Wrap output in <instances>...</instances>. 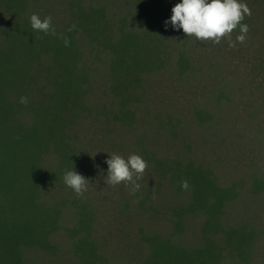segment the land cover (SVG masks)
<instances>
[{
  "label": "rangeland",
  "instance_id": "1",
  "mask_svg": "<svg viewBox=\"0 0 264 264\" xmlns=\"http://www.w3.org/2000/svg\"><path fill=\"white\" fill-rule=\"evenodd\" d=\"M96 2L118 24L123 19L117 35L127 37L123 60L118 65L96 44L101 16L92 31L79 30L92 46L85 44L76 61L87 64L93 88L68 130V157L61 163L55 144L45 146L43 164L55 176L39 195L56 210L57 226L47 249L23 248L22 258L28 264H159L164 255L155 252L170 244L189 253L186 262L195 253L196 263L213 255L214 264H264V0H244L251 14L241 23L248 31L240 43L239 28L232 30L235 47L224 37L212 43L165 28L178 0L146 2L139 12V0H28L27 14L51 16L63 30ZM4 15L0 10V21ZM33 111L29 104L15 120L32 125ZM113 153L147 162L135 192L104 179V161ZM72 167L89 180L82 195L64 183Z\"/></svg>",
  "mask_w": 264,
  "mask_h": 264
},
{
  "label": "trees",
  "instance_id": "2",
  "mask_svg": "<svg viewBox=\"0 0 264 264\" xmlns=\"http://www.w3.org/2000/svg\"><path fill=\"white\" fill-rule=\"evenodd\" d=\"M157 1L139 0L137 11H143L146 2L156 6ZM27 7L28 0H0L5 13V23L0 21L5 24L0 34V264H28L22 249H47L49 235L57 226L56 210L49 209L39 195L40 187L55 176L43 164V154L48 150L45 146L54 143L59 162L68 157L70 146L64 143L71 139L68 130L72 132L92 92L87 64L76 61L82 59L85 44L92 43L79 30L89 32L91 23L101 16V27L95 29L101 40L97 38L96 44L114 54L118 65L126 48V35L117 36L122 33L123 19L118 24L114 16H107L103 3L82 8L77 22L70 20L65 29H55V36L31 29ZM64 37L69 40L67 46ZM29 86L35 88L28 90ZM31 91L27 103H21L20 97ZM29 104L34 107L32 125L16 121ZM167 246L165 252H155L156 258L164 255L163 263H196L195 253L186 262V250ZM196 264H214V257L209 255Z\"/></svg>",
  "mask_w": 264,
  "mask_h": 264
},
{
  "label": "clouds",
  "instance_id": "3",
  "mask_svg": "<svg viewBox=\"0 0 264 264\" xmlns=\"http://www.w3.org/2000/svg\"><path fill=\"white\" fill-rule=\"evenodd\" d=\"M250 9L244 0H178L171 8V15L163 22L165 28L171 26L174 30L180 29L186 36H193L196 40H211L219 43L224 37L229 40V46L235 47V42L230 38L233 29L239 28L235 41L243 43L246 39L248 25L241 23L245 15H250ZM31 29L45 35H57L52 25V17L43 19L38 14L30 16ZM74 27V26H72ZM71 27L68 31H71ZM63 37V34H60ZM65 46L69 40L64 37ZM21 103H26V97H20ZM104 163L107 165L104 179L108 184L116 185L124 182L131 185L135 192L139 187L137 181L142 178L147 162L137 154H130L127 159L113 153ZM66 186L70 187L77 195H82L88 187L89 180L77 172L74 167L63 174ZM181 187L187 188L188 181H181Z\"/></svg>",
  "mask_w": 264,
  "mask_h": 264
}]
</instances>
